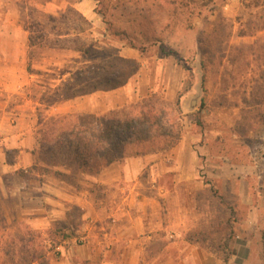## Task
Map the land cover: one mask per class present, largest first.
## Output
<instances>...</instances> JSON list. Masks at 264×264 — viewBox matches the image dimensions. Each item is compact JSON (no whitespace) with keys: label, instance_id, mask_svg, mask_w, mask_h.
<instances>
[{"label":"rangeland","instance_id":"rangeland-1","mask_svg":"<svg viewBox=\"0 0 264 264\" xmlns=\"http://www.w3.org/2000/svg\"><path fill=\"white\" fill-rule=\"evenodd\" d=\"M169 1L175 7L165 5ZM93 6L102 16L99 26L87 24L70 8L65 13L69 18L63 19V14L57 22L33 8L26 10V25L32 32H44L53 40L61 35L67 46L93 44L106 55L89 61L76 51L48 52L41 58L55 60L53 71L28 69L27 76L28 72L38 73L39 80L27 79L20 94L0 96V102L12 108L36 105L37 134L40 142L44 137L51 139L50 147L61 136L58 131L47 136L51 131L47 125L66 116L54 110L87 96H71L84 81L58 84L53 79L96 63L105 68L99 71L103 76H128L134 63L127 66L114 59L122 57L119 49L123 44L106 32L109 25L115 30L146 33L149 39L157 37L159 42L150 44L145 55L136 50L124 52L141 66L127 84L143 79L144 92L148 90L152 103L165 113L162 127L171 130L180 125L189 155L199 159L196 169L202 185L196 204L189 202L194 209L190 224L195 225L189 233L208 238L204 248L217 254L219 264H264V0H93ZM9 72L11 67L0 66V74ZM93 73L87 75L97 78ZM179 93L184 94L182 116L175 106ZM144 100L127 106L134 107L127 113L137 114ZM73 115H78L73 121L81 123L93 116ZM160 133L156 130L150 143L127 152L160 151L156 144ZM58 153L56 150V158L49 160L40 148L38 157L49 160L50 166H63L64 156ZM7 154L14 160L18 151L8 150ZM38 163L45 166L47 162ZM17 181V177H5L7 183ZM7 229L0 220V237ZM32 260L20 241H0V264H30Z\"/></svg>","mask_w":264,"mask_h":264},{"label":"crops","instance_id":"crops-1","mask_svg":"<svg viewBox=\"0 0 264 264\" xmlns=\"http://www.w3.org/2000/svg\"><path fill=\"white\" fill-rule=\"evenodd\" d=\"M29 8L57 19L70 8L87 24L102 23L93 0H0V66L11 67V72L0 74V96L20 94L27 79L40 78L38 73L26 74ZM119 51L128 58L124 52L134 50L122 46ZM55 66L50 57L32 64L47 72ZM70 76L63 72L53 82H66ZM143 86L140 79L112 91H96L54 111L101 116L149 98ZM27 106L0 102V220L8 227L0 241L23 243L34 258L30 264H40L42 257L49 264H219L217 254L204 248L208 238L189 233L195 228L189 202L196 204L202 183L196 169L199 159L189 155L183 139L169 152H127L97 175L43 166L38 163L37 107ZM13 149L18 154L11 160L7 151ZM55 172L73 175L74 182L58 179ZM7 175L18 181L5 182Z\"/></svg>","mask_w":264,"mask_h":264},{"label":"trees","instance_id":"trees-1","mask_svg":"<svg viewBox=\"0 0 264 264\" xmlns=\"http://www.w3.org/2000/svg\"><path fill=\"white\" fill-rule=\"evenodd\" d=\"M165 5L175 7L176 4L169 1V3L166 2ZM76 15L79 19L87 23L81 15L78 13H76ZM48 18L52 22L58 21L57 18L49 16ZM62 18L68 19L69 17L64 15ZM39 24L41 25V23ZM115 29V26L109 25L106 32L122 43L123 47L136 50L141 55L146 54L150 44L153 45L159 42L157 37L149 39L148 35L143 32H129L125 29ZM27 30L30 31L29 72L30 69H32L34 61L46 56L48 52L52 51H76L85 56L89 61H95L99 55H106L103 50L100 51L96 49L93 44L80 47H73L72 45L67 46L65 44L67 41H65L64 37L61 35H58L53 40L44 32H32L28 27ZM73 43H77V40ZM112 56L113 55H110V57ZM114 59L127 66H131L134 63L132 72L126 77L103 76L99 71L101 68L102 70H105V68L97 63L89 69L77 71L71 74L66 82L81 80L84 81V83L80 89H78L79 91L75 89L77 91L71 95L72 98L78 97L77 93H80L79 96H84L96 91H112L118 89L126 85L130 78L134 76L141 67L139 63L133 62L127 58L114 56ZM111 64L112 62L109 63L110 66ZM88 72H94L92 77L97 76V78H91L90 75H87ZM69 88L74 89L70 84ZM87 88H90L91 91L84 92ZM183 96V93H179L175 104L179 116L183 115L181 106ZM141 105L142 109L137 111V114H133L131 111L127 113L128 110H132L134 107H125L120 110L110 111L101 116H88V121L85 120L83 123H81V121H73L75 118H78V115L69 114L63 116L62 121H54L46 127L51 129V131L47 129L50 132L47 136L50 137L51 132L54 133L58 131L61 137H57L55 144H51L50 147L48 144H50L49 141L52 140H48V138L44 137L42 142H40V148L45 155H49V160L56 158L55 153L57 150L59 151L58 154L64 156L63 160L65 165L63 166H67L76 172L97 175L109 164L125 156L129 148L150 143V141L153 140L152 138H155L154 132L156 130L161 132L158 143H156L158 144L157 150L170 151L178 146L182 139L180 125H178V128L176 127L177 129H164L162 127V122L165 113L157 109L156 105L152 103V99H145ZM62 137H65L64 141H60ZM38 158V162H47L45 166H49V160H45V158L41 159L40 156ZM71 164L75 167L73 168ZM39 169L47 168L39 167ZM54 175L58 179L68 183H73L75 179L73 175H66L60 172H55ZM38 260L40 264H49L47 258L42 257L38 258ZM225 261L227 262L228 260L225 259Z\"/></svg>","mask_w":264,"mask_h":264}]
</instances>
